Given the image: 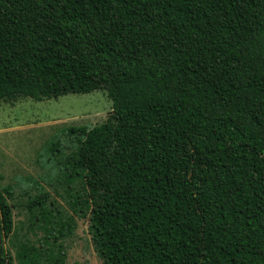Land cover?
<instances>
[{
  "label": "trees",
  "instance_id": "obj_1",
  "mask_svg": "<svg viewBox=\"0 0 264 264\" xmlns=\"http://www.w3.org/2000/svg\"><path fill=\"white\" fill-rule=\"evenodd\" d=\"M96 91L112 113L60 164L103 264H264V0H0V104ZM48 201L26 206L43 244L6 264H66Z\"/></svg>",
  "mask_w": 264,
  "mask_h": 264
},
{
  "label": "rangeland",
  "instance_id": "obj_2",
  "mask_svg": "<svg viewBox=\"0 0 264 264\" xmlns=\"http://www.w3.org/2000/svg\"><path fill=\"white\" fill-rule=\"evenodd\" d=\"M111 113L112 102L102 91L42 102L22 99L14 105L0 104V190L14 188L10 204L15 224L6 241L0 222V264H6V249L15 255L21 245L43 244L42 224L36 221V212L26 207L40 191L48 194V212L58 215L64 225H71L60 241L66 264H103L93 248L90 214L73 202V197L84 196L83 184L80 178H74L70 189L68 173L61 170L60 162L76 151L75 142L66 134L69 128L102 125ZM58 140L62 142V157L47 162L45 151Z\"/></svg>",
  "mask_w": 264,
  "mask_h": 264
}]
</instances>
